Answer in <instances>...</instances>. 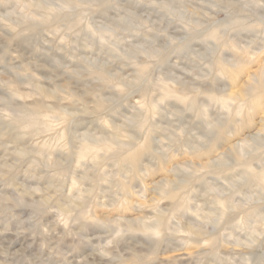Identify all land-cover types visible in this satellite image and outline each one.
<instances>
[{
    "label": "clouds",
    "instance_id": "9594fccd",
    "mask_svg": "<svg viewBox=\"0 0 264 264\" xmlns=\"http://www.w3.org/2000/svg\"><path fill=\"white\" fill-rule=\"evenodd\" d=\"M0 264H264V0H0Z\"/></svg>",
    "mask_w": 264,
    "mask_h": 264
}]
</instances>
